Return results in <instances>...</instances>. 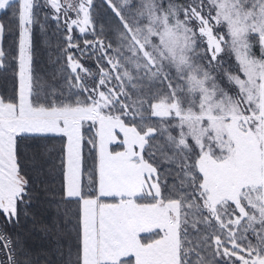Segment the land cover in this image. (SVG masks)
Here are the masks:
<instances>
[{
  "label": "snow or ice",
  "instance_id": "6c2138e0",
  "mask_svg": "<svg viewBox=\"0 0 264 264\" xmlns=\"http://www.w3.org/2000/svg\"><path fill=\"white\" fill-rule=\"evenodd\" d=\"M0 78V264L56 138L67 264H264V0H0Z\"/></svg>",
  "mask_w": 264,
  "mask_h": 264
},
{
  "label": "trees",
  "instance_id": "16d2710c",
  "mask_svg": "<svg viewBox=\"0 0 264 264\" xmlns=\"http://www.w3.org/2000/svg\"><path fill=\"white\" fill-rule=\"evenodd\" d=\"M48 39L51 40L50 44ZM14 40L16 36L6 32L3 39L5 49H8ZM33 41L36 68L41 74L42 81L47 84L52 80L53 72L57 70L55 64L57 38L54 31L49 29L48 37L37 31L34 33ZM86 63L92 64V61L88 60ZM4 86L10 87V82L5 85L4 80L0 78V87ZM59 151V138L50 141L46 148L26 149L29 157L36 153L35 162L28 163L32 170L30 174L34 181L35 195L30 207L21 206L19 221L8 229L22 241L31 258L38 261V264H67L68 250L75 246L72 225L68 224L70 213L65 215L64 205L57 206L60 197L55 195L61 180Z\"/></svg>",
  "mask_w": 264,
  "mask_h": 264
}]
</instances>
